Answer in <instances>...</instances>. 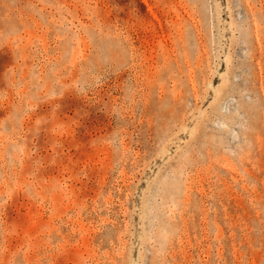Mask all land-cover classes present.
I'll list each match as a JSON object with an SVG mask.
<instances>
[{
	"label": "rangeland",
	"instance_id": "374dc122",
	"mask_svg": "<svg viewBox=\"0 0 264 264\" xmlns=\"http://www.w3.org/2000/svg\"><path fill=\"white\" fill-rule=\"evenodd\" d=\"M0 264H264V0H0Z\"/></svg>",
	"mask_w": 264,
	"mask_h": 264
}]
</instances>
